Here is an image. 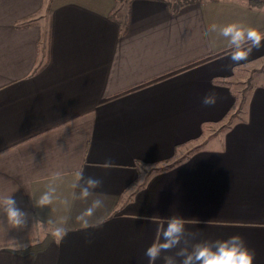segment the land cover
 <instances>
[{
  "label": "crops",
  "instance_id": "1",
  "mask_svg": "<svg viewBox=\"0 0 264 264\" xmlns=\"http://www.w3.org/2000/svg\"><path fill=\"white\" fill-rule=\"evenodd\" d=\"M119 4L0 0V264H150L145 250L172 217L194 242L239 235L264 264V70L241 100L235 89L264 48L234 63L229 38L211 30L264 33V7L130 0L120 26ZM81 170L103 181L87 200L73 198ZM49 187L53 203L38 207ZM9 195L23 228L6 225ZM96 198L104 207L84 228L76 217ZM57 226L68 230L58 244Z\"/></svg>",
  "mask_w": 264,
  "mask_h": 264
},
{
  "label": "clouds",
  "instance_id": "2",
  "mask_svg": "<svg viewBox=\"0 0 264 264\" xmlns=\"http://www.w3.org/2000/svg\"><path fill=\"white\" fill-rule=\"evenodd\" d=\"M211 30L218 31L221 36L229 38L230 45L234 49L231 53V60L234 63L246 61L254 50L259 51L264 48L261 43L264 40V33L256 28L245 27L240 23H230L221 27L213 24ZM216 102L217 94L214 92L205 95L202 99L203 105L209 107L214 106ZM103 166L109 168L111 162L106 161ZM146 170L147 167H142L141 172ZM56 175L59 177V173ZM102 185L101 179L85 176L81 170L76 173V183L73 184V188H79V193L78 195L74 193L73 198L87 200L96 195V190ZM54 192L55 188L49 187L36 201V205L44 207L52 204ZM63 203L67 205L68 201ZM2 205L6 225L17 229L26 225L27 214L17 207L16 201L10 195L4 197ZM103 207L104 201L96 198L76 219L81 222L82 227L87 228L90 225V218ZM67 231V228L63 226L55 227L52 231L53 241L60 243L67 235ZM194 241H196V234L187 231L184 220L181 217H172L161 229L159 239L145 250V255L150 264H155L157 260L162 261V264H253L255 252L247 248L239 235L212 242Z\"/></svg>",
  "mask_w": 264,
  "mask_h": 264
},
{
  "label": "rangeland",
  "instance_id": "3",
  "mask_svg": "<svg viewBox=\"0 0 264 264\" xmlns=\"http://www.w3.org/2000/svg\"><path fill=\"white\" fill-rule=\"evenodd\" d=\"M173 1V0H172ZM171 0H169V2H172ZM240 2H242L243 4H245L244 0H238ZM244 1V2H243ZM125 5H126V0H120V4H119V10L118 12L117 11H114L115 15H113V12L111 13V17L112 19L115 18L117 24L119 23L120 26H122L123 24V15H124V12H125ZM246 5V4H245ZM264 70V58L261 59L260 61L256 62V63H253L251 65H248L246 66L245 68H243L244 70V73H240V76L238 78V80L240 82H237L236 83V87L235 89L238 91V93H240V95L238 96V99L241 100V96L245 95L246 93V90L249 88L250 85H252V80H251V77L256 75V72L258 70ZM260 72L257 73V75L259 74ZM244 103V102H243ZM242 101H238L237 104H235V107L233 108V112H231V115H229L228 117V120L226 121L227 123L231 120L232 118V115H236L239 111H241V108H242ZM226 125V123H224V126ZM219 127V128H214L212 129V133H219L222 131L223 127Z\"/></svg>",
  "mask_w": 264,
  "mask_h": 264
},
{
  "label": "trees",
  "instance_id": "4",
  "mask_svg": "<svg viewBox=\"0 0 264 264\" xmlns=\"http://www.w3.org/2000/svg\"><path fill=\"white\" fill-rule=\"evenodd\" d=\"M127 1H130V0H126V2ZM165 1H166L165 5H166L167 10H169L170 12H175L182 4L187 3V2H194V1H197V0H173V1L171 0L172 2H169V0H165ZM214 1H217V0H214ZM244 1L243 2L248 7H252V8H262V7H264V0H244ZM116 2H120V0H115V3ZM214 80L217 81V82H220L221 84H224V85H229V86L231 85V82L225 81L223 79H221V80L214 79ZM235 98H236V96H235Z\"/></svg>",
  "mask_w": 264,
  "mask_h": 264
},
{
  "label": "water",
  "instance_id": "5",
  "mask_svg": "<svg viewBox=\"0 0 264 264\" xmlns=\"http://www.w3.org/2000/svg\"><path fill=\"white\" fill-rule=\"evenodd\" d=\"M51 239H52L51 235H47L40 243L32 246L30 249H28V251L37 252L39 250H42L47 246V244L51 241Z\"/></svg>",
  "mask_w": 264,
  "mask_h": 264
}]
</instances>
